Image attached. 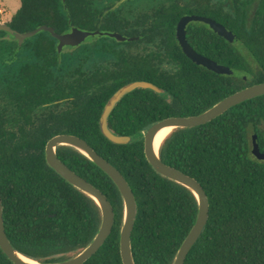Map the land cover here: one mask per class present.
<instances>
[{"label": "trees", "instance_id": "1", "mask_svg": "<svg viewBox=\"0 0 264 264\" xmlns=\"http://www.w3.org/2000/svg\"><path fill=\"white\" fill-rule=\"evenodd\" d=\"M127 2L20 0L5 24L18 33L45 25L57 34L77 28L137 37L130 42L102 35L78 52L65 47L58 53L56 39L47 32L18 44L0 31L2 217L13 247L30 259L55 262L75 255L100 223L95 202L45 162L47 141L67 134L83 139L130 186L136 202L130 236L135 264H172L194 223L196 200L150 167L142 140L115 145L101 135L98 120L105 102L131 81L151 82L166 91L159 96L137 89L115 105L107 119L109 130L132 135L164 118L199 114L233 92L264 82V0H259L250 28L238 10L232 14L203 0L204 14L232 31L238 44L208 28H201L204 35L195 32L190 43L201 55L229 67L231 75L209 71L182 53L174 35L182 15L177 5L153 0L139 15ZM252 135L264 153V96L236 105L205 125L174 129L162 141L161 161L194 178L209 203L206 225L183 264H264V160L250 153ZM56 153L113 207L110 235L83 264H122V199L117 188L74 149L60 146ZM0 264H12L1 250Z\"/></svg>", "mask_w": 264, "mask_h": 264}, {"label": "water", "instance_id": "2", "mask_svg": "<svg viewBox=\"0 0 264 264\" xmlns=\"http://www.w3.org/2000/svg\"><path fill=\"white\" fill-rule=\"evenodd\" d=\"M191 20L201 21L207 24L215 34L222 37L229 43H234L237 40L236 36L233 35L232 32L228 31L222 24L214 20L196 16L183 17L178 21L175 31V38L182 53L194 64L218 75L233 74V71L230 70L229 67L218 64L210 58L199 54L188 44L185 38L184 29L186 24ZM0 31L7 33V39L12 36L18 41V44H21L24 40L33 37L40 31L47 32L54 39H56L58 53L61 52L63 47H74L80 45L88 37L106 35L118 42L133 41V39H135L125 38L119 33H101L99 31L87 32L77 28H72L69 32L64 34H57L54 32L53 28L45 25H42L32 31L18 33L10 29L5 23L1 22ZM137 89L149 90L159 96L166 94L164 89L147 81H131L124 84L118 88L105 102L98 120L99 131L104 138L115 145H128L142 140L144 156L150 167L161 177L181 185L190 191L194 196L197 204V212L194 223L179 245L172 261V264H183L187 254L198 240L206 225L208 219L209 203L202 186L194 178L161 161L158 154L160 146L157 150L154 149V138L156 134L162 129L170 128L171 133L174 129L194 128L205 125L236 105L260 96H264V82L255 83L233 92L199 114L184 117L164 118L152 124L145 131L132 135H118L113 133L107 126V119L110 113L114 109L115 105L124 96ZM138 134H142L140 139L136 137ZM256 138V135L251 136L250 153L257 160L262 161L264 160V153L260 151L256 142ZM60 146L70 147L84 156L93 165L98 167L105 175H107L117 188L122 199V217L119 230L120 259L122 264H135L130 236L134 225V220L136 218V202L130 186L123 175L112 164L97 154V152L83 139L67 134L53 136L47 141L44 147V159L48 167H50L58 176H60L70 186L89 197L97 205L100 213V223L94 237L83 249H81L75 255L64 260L55 262H41L25 257L13 247L5 233L2 217L3 207L0 198L1 252L12 264H83L97 252V250L103 245L104 241L110 235L114 224L113 207L107 200V197L99 189L78 176L58 158L56 149Z\"/></svg>", "mask_w": 264, "mask_h": 264}, {"label": "flooded vegetation", "instance_id": "3", "mask_svg": "<svg viewBox=\"0 0 264 264\" xmlns=\"http://www.w3.org/2000/svg\"><path fill=\"white\" fill-rule=\"evenodd\" d=\"M126 0H119V3H123ZM153 0H141L138 5H135L133 7V10L136 13H139V15H142L145 13L146 10H148L150 8V3H152ZM170 4H172V8L173 5H177L178 6V10H180L181 12V16L178 18L176 24H175V31H176V25L178 23V21L183 18V17H191V16H196V17H205L211 20H214L216 22H218L216 19L210 17V16H206L204 13L206 12L205 9V5L203 3V0H167ZM210 4H215L217 5V7H220L221 9H224L227 12H230L232 14H236L237 10L240 12V18L243 20L244 23L248 24L249 28L252 26V21H253V14L254 11L256 9V6L259 2V0H209ZM211 7L209 6V9ZM211 10V9H210ZM193 11V12H192ZM204 14V15H203ZM219 23V22H218ZM201 28H208L210 31H212L209 26L201 21H194L191 20L190 22H188L185 26V38L188 42V44L192 47L191 43H190V39H192V37L195 36V32H197L198 34L204 35L205 31L204 29ZM226 28V27H225ZM227 29V28H226ZM228 30V29H227ZM194 31V32H193ZM230 31V30H228ZM201 32V33H200ZM213 32V31H212ZM232 32V31H230ZM214 33V32H213ZM233 34V33H232ZM121 35V34H120ZM175 35V32H174ZM217 35V34H216ZM234 35V34H233ZM218 36V35H217ZM11 37V36H10ZM95 37V36H94ZM124 37V36H123ZM220 37V36H219ZM6 38V37H5ZM126 38V37H125ZM129 38H133V37H129ZM9 39V38H8ZM14 39V38H13ZM135 39H137V37H135ZM176 39V38H175ZM86 40V39H85ZM84 40V41H85ZM134 40V39H133ZM17 41V40H16ZM84 41L78 45V46H74V47H69L75 51H80V48H82V46L85 44ZM118 42V41H117ZM126 42V41H124ZM130 42V41H128ZM177 42V40H176ZM227 42V41H226ZM18 43V41H17ZM23 43V42H22ZM94 43V38L88 42V45H91ZM229 43V42H228ZM178 44V42H177ZM233 45H237L238 44V40H236L234 43H230ZM90 47V46H89ZM65 47H63L64 49ZM193 48V47H192ZM194 49V48H193ZM195 50V49H194ZM62 51V50H61ZM196 51V50H195ZM197 52V51H196ZM199 53V52H198ZM200 54V53H199ZM212 60V59H211Z\"/></svg>", "mask_w": 264, "mask_h": 264}, {"label": "rangeland", "instance_id": "4", "mask_svg": "<svg viewBox=\"0 0 264 264\" xmlns=\"http://www.w3.org/2000/svg\"><path fill=\"white\" fill-rule=\"evenodd\" d=\"M140 0H128L126 5H129V8L138 5ZM20 6V0H0V22L1 23H6L10 20L12 15L18 10ZM98 36L95 37H88L84 43H88L91 41L93 38L96 39ZM101 37V36H100ZM104 41H109L108 39H103ZM240 48V47H239ZM243 54L247 56L248 58V53L242 50ZM142 134H138L136 137L141 138Z\"/></svg>", "mask_w": 264, "mask_h": 264}, {"label": "bare ground", "instance_id": "5", "mask_svg": "<svg viewBox=\"0 0 264 264\" xmlns=\"http://www.w3.org/2000/svg\"><path fill=\"white\" fill-rule=\"evenodd\" d=\"M170 128L160 130L155 138H154V149L157 150L158 147L161 145L162 141L167 137L170 133Z\"/></svg>", "mask_w": 264, "mask_h": 264}]
</instances>
